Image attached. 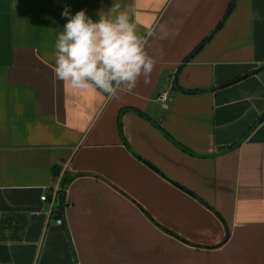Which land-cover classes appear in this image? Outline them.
<instances>
[{
    "label": "crops",
    "instance_id": "0c3cea01",
    "mask_svg": "<svg viewBox=\"0 0 264 264\" xmlns=\"http://www.w3.org/2000/svg\"><path fill=\"white\" fill-rule=\"evenodd\" d=\"M115 2L156 64L108 97L53 66L112 0H0V264H264V0Z\"/></svg>",
    "mask_w": 264,
    "mask_h": 264
},
{
    "label": "clouds",
    "instance_id": "9594fccd",
    "mask_svg": "<svg viewBox=\"0 0 264 264\" xmlns=\"http://www.w3.org/2000/svg\"><path fill=\"white\" fill-rule=\"evenodd\" d=\"M66 18L55 41V78L72 89H95L108 97L131 93L138 79L150 81L156 61L145 50L146 40L127 10L112 0L111 7L93 19L85 9ZM166 38V34L160 37Z\"/></svg>",
    "mask_w": 264,
    "mask_h": 264
},
{
    "label": "trees",
    "instance_id": "16d2710c",
    "mask_svg": "<svg viewBox=\"0 0 264 264\" xmlns=\"http://www.w3.org/2000/svg\"><path fill=\"white\" fill-rule=\"evenodd\" d=\"M234 0H232L231 6H233ZM125 111V110H123ZM122 111V112H123ZM262 118L258 119L250 128L248 131H246L238 141H236L234 144L231 145V148H234L238 145H240L246 137L252 132V130L260 123ZM59 167L54 166L53 172L54 175L59 174ZM68 178L65 179V183L68 182ZM25 217L24 216H18L14 213L6 214L3 216H0V241H8V240H20L22 238V234L24 232L25 228ZM228 235H226V238Z\"/></svg>",
    "mask_w": 264,
    "mask_h": 264
},
{
    "label": "built area",
    "instance_id": "2783aa9c",
    "mask_svg": "<svg viewBox=\"0 0 264 264\" xmlns=\"http://www.w3.org/2000/svg\"><path fill=\"white\" fill-rule=\"evenodd\" d=\"M160 99L163 100L164 102L167 101L168 94L167 93H163L162 95H160ZM57 195H58V191H57V188H56V189H54L52 191L51 197H53V199H55L57 197ZM41 199L44 200V201L48 200L49 199L48 194L47 193H44L41 196ZM57 222L59 224H63L64 223V220H63V218L60 217V218H58Z\"/></svg>",
    "mask_w": 264,
    "mask_h": 264
},
{
    "label": "water",
    "instance_id": "95a60500",
    "mask_svg": "<svg viewBox=\"0 0 264 264\" xmlns=\"http://www.w3.org/2000/svg\"><path fill=\"white\" fill-rule=\"evenodd\" d=\"M264 69V67H262V68H260V69H258V70H255V72H259V71H261V70H263ZM174 85H175V87H178L177 86V75H176V77H175V83H174Z\"/></svg>",
    "mask_w": 264,
    "mask_h": 264
}]
</instances>
